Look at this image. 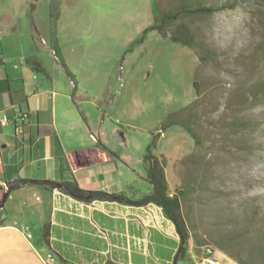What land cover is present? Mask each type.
<instances>
[{"label":"crops","instance_id":"0c3cea01","mask_svg":"<svg viewBox=\"0 0 264 264\" xmlns=\"http://www.w3.org/2000/svg\"><path fill=\"white\" fill-rule=\"evenodd\" d=\"M17 5L3 0L0 8V121L7 118L0 123V183L73 177L87 190L132 200L148 194L142 158L163 119L149 111L139 122L122 115L119 106H129L130 100L121 99L119 84L112 86V72L96 87L80 85L59 54L56 34L63 17H56L54 26L51 6L38 21L29 1ZM194 97L190 91L189 103ZM24 112L28 118L21 119ZM176 127L157 140L170 193L182 177L180 160L195 145L181 155L164 152L163 140H184ZM45 186L29 183L8 192L0 211V264H46L48 254L51 264H198L205 256L190 239L186 256L179 257L176 228L154 203L85 202ZM211 256L216 264H237L218 249Z\"/></svg>","mask_w":264,"mask_h":264},{"label":"rangeland","instance_id":"374dc122","mask_svg":"<svg viewBox=\"0 0 264 264\" xmlns=\"http://www.w3.org/2000/svg\"><path fill=\"white\" fill-rule=\"evenodd\" d=\"M5 1L10 6L29 1L38 21L51 6L54 26L56 17H63L62 29H55H59L55 32L59 54L79 84L96 87L112 72V86L119 84L121 99L130 100L129 106L118 110L135 122L148 111L164 119L187 106L190 91L195 93L192 79L197 82L200 105L194 129L201 144H195L192 157L179 164L182 177L175 188H187L183 212L194 244L201 250H220L218 244H224L247 260L258 242L255 233L230 243L224 236L238 234L246 226L244 218L252 207L264 210V103L248 100L250 88L264 79V0H243L234 9L179 17L177 22L190 30L203 53L195 46L172 42L173 24L166 29V37L149 32L122 62V52L152 24L154 5L159 11H174L180 0ZM220 1L189 0L187 4L208 6ZM17 10H22V4ZM239 119L253 124L232 130L228 124ZM176 129L182 130L184 140L176 136L179 144L163 140L161 149L175 155L190 152L193 139L180 126Z\"/></svg>","mask_w":264,"mask_h":264},{"label":"trees","instance_id":"16d2710c","mask_svg":"<svg viewBox=\"0 0 264 264\" xmlns=\"http://www.w3.org/2000/svg\"><path fill=\"white\" fill-rule=\"evenodd\" d=\"M157 0H154L156 3ZM243 0H221L219 3L202 6V5H190L189 0H180L177 8L174 11L163 12L159 11L154 5V15L152 24L144 27L140 32V35L136 37L128 47L123 51L121 55V62L124 60L125 55L131 52L135 46H138L144 42L146 36L151 31H156L160 36L166 37V29L173 24H176L175 33L170 36V40L175 43H179L183 46L193 48L194 46L199 48L200 52H205L202 47L194 40V37L189 29L181 22H177L179 17L184 14L195 15L203 13H214L225 9H234L238 5H242ZM198 55V54H197ZM203 56L199 55V59ZM67 74L69 72L67 70ZM193 88L195 92V97L184 108L178 109L176 111L170 112L161 122L157 130L152 134L149 143L146 146L145 153L143 155V164L146 171V179L151 185V191L140 197L139 199L132 200L120 193H109L101 190H87L78 186L77 182L73 177L60 180L59 186L46 185L45 187L51 189H58L62 192L69 194L70 196L85 202H91L95 200H111L117 201L125 204L132 205H145L148 203H154L161 207L164 214L173 222L176 231L180 237V245L178 249V255L180 258L186 256L188 250L189 240L192 238L191 230L189 224L186 221L183 212V201L188 194L187 188L181 186L175 188L173 193H170L168 189V183L164 173V158L158 153L157 140L162 132L166 129L178 125L183 128L193 139L196 145H200L201 141L194 129V124L197 121V114L195 110L200 105V90L198 84L193 80ZM250 94L248 100L254 104L264 103V79L258 81L252 88H250ZM240 97V96H239ZM241 100V97L239 98ZM26 113V117L23 118L22 115ZM21 119L28 118V112H24L20 116ZM249 123L244 119L232 120L228 125L233 130L241 129ZM188 157H192L191 154L185 156L180 160V163L184 164ZM63 166V161L58 159V170L61 171ZM187 184V183H186ZM191 186L190 184H188ZM185 185L186 187H189ZM6 192V186L0 183V211L3 210L4 206H1L3 196ZM244 221L246 226H244L239 233H227L224 237L227 242H236L241 240L240 235L251 236L255 233L258 237L256 245L254 246L252 255L247 259L243 260L239 256L233 254L229 251V248L224 244H218V248L223 252L230 255L237 264H264V210L260 207H252L248 214H246ZM44 236H47V228L44 229ZM243 238V237H242ZM249 241L252 239L248 238Z\"/></svg>","mask_w":264,"mask_h":264},{"label":"water","instance_id":"95a60500","mask_svg":"<svg viewBox=\"0 0 264 264\" xmlns=\"http://www.w3.org/2000/svg\"><path fill=\"white\" fill-rule=\"evenodd\" d=\"M29 183L53 185V186H56V187L59 186L58 182L51 181V180H43V179H41V180H34V179H16V180H13V181L9 182L6 185V192H5L4 196H3V200H2L1 206H4L5 199L8 196V192L10 190L15 188L16 186L25 185V184H29Z\"/></svg>","mask_w":264,"mask_h":264},{"label":"built area","instance_id":"2783aa9c","mask_svg":"<svg viewBox=\"0 0 264 264\" xmlns=\"http://www.w3.org/2000/svg\"><path fill=\"white\" fill-rule=\"evenodd\" d=\"M23 118L26 117V113L22 115ZM7 122V118L3 117L0 121L1 124ZM92 140H96L93 135H90ZM54 192H57V189H54ZM29 236V235H28ZM205 256L199 261L198 264H216L215 259L211 256L212 250L209 247L203 249ZM54 261L52 254H48L45 260L46 264H51Z\"/></svg>","mask_w":264,"mask_h":264}]
</instances>
